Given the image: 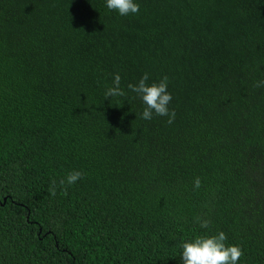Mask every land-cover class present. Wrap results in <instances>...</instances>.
Instances as JSON below:
<instances>
[{
    "label": "trees",
    "instance_id": "16d2710c",
    "mask_svg": "<svg viewBox=\"0 0 264 264\" xmlns=\"http://www.w3.org/2000/svg\"><path fill=\"white\" fill-rule=\"evenodd\" d=\"M136 2L0 0V264H182L221 231L264 264V0ZM144 73L173 123L141 119Z\"/></svg>",
    "mask_w": 264,
    "mask_h": 264
},
{
    "label": "clouds",
    "instance_id": "9594fccd",
    "mask_svg": "<svg viewBox=\"0 0 264 264\" xmlns=\"http://www.w3.org/2000/svg\"><path fill=\"white\" fill-rule=\"evenodd\" d=\"M106 7L110 11L117 12L120 16L138 14L140 5L136 0H106ZM149 74L144 73L142 78L136 84H129L128 89L140 98L145 105L141 114V119L151 120L153 115L167 117V123L174 122L176 117L175 110H170L169 105L173 99L168 91L169 78L164 76L159 82L148 83ZM256 87H264V80L258 81ZM125 91L121 88V76L114 75L112 85L105 92L106 98L123 97ZM84 173L78 170L70 171L63 179L59 181V187L66 190L65 186L74 185L83 179ZM194 189L201 187V179L195 178L193 182ZM58 185L53 181L49 187V194L56 196ZM197 222L201 227L207 228L209 221L197 217ZM226 234L219 232L216 235L197 236L193 240L182 244V264H238L240 258L244 255L243 249L239 245L226 244Z\"/></svg>",
    "mask_w": 264,
    "mask_h": 264
},
{
    "label": "water",
    "instance_id": "95a60500",
    "mask_svg": "<svg viewBox=\"0 0 264 264\" xmlns=\"http://www.w3.org/2000/svg\"><path fill=\"white\" fill-rule=\"evenodd\" d=\"M5 202H6V200H5Z\"/></svg>",
    "mask_w": 264,
    "mask_h": 264
}]
</instances>
